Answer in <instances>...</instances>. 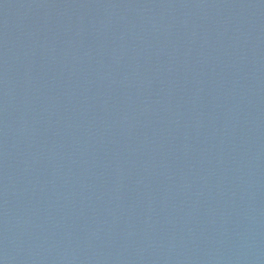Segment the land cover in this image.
<instances>
[{"label": "water", "instance_id": "1", "mask_svg": "<svg viewBox=\"0 0 264 264\" xmlns=\"http://www.w3.org/2000/svg\"><path fill=\"white\" fill-rule=\"evenodd\" d=\"M0 264H264V0H212L0 162Z\"/></svg>", "mask_w": 264, "mask_h": 264}]
</instances>
